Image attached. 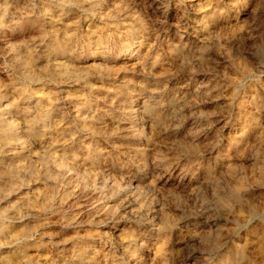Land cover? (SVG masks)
Masks as SVG:
<instances>
[{"label":"clouds","instance_id":"clouds-1","mask_svg":"<svg viewBox=\"0 0 264 264\" xmlns=\"http://www.w3.org/2000/svg\"><path fill=\"white\" fill-rule=\"evenodd\" d=\"M160 9L0 0V264H264V0Z\"/></svg>","mask_w":264,"mask_h":264},{"label":"rangeland","instance_id":"rangeland-1","mask_svg":"<svg viewBox=\"0 0 264 264\" xmlns=\"http://www.w3.org/2000/svg\"><path fill=\"white\" fill-rule=\"evenodd\" d=\"M25 2L26 0H19L20 4H23ZM158 3L161 6L160 13H163V9H167V8H170L171 11H175L176 0H158ZM217 54L219 55V53ZM109 67L114 68L116 71H120L124 66L122 65L111 66L110 65ZM168 86L172 87L173 85L171 82H169ZM179 87L181 89H186V90L190 89L193 93L195 92V87L189 81H185L184 83L180 84ZM119 130H120V135L117 138L116 143L119 144L121 147H135L133 141L137 137L138 129L136 128V125L132 123L131 120H128L119 126ZM113 174L117 175L116 173H113ZM162 252H163V247L160 250H158L157 255L162 254ZM35 255L37 256L38 264H42V263L47 264L48 258L51 254L42 251V252L36 253Z\"/></svg>","mask_w":264,"mask_h":264},{"label":"bare ground","instance_id":"bare-ground-1","mask_svg":"<svg viewBox=\"0 0 264 264\" xmlns=\"http://www.w3.org/2000/svg\"><path fill=\"white\" fill-rule=\"evenodd\" d=\"M42 263V262H41ZM38 264V263H37ZM43 264V263H42Z\"/></svg>","mask_w":264,"mask_h":264}]
</instances>
